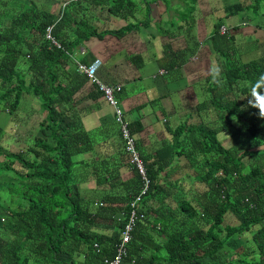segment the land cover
Segmentation results:
<instances>
[{
    "label": "trees",
    "instance_id": "16d2710c",
    "mask_svg": "<svg viewBox=\"0 0 264 264\" xmlns=\"http://www.w3.org/2000/svg\"><path fill=\"white\" fill-rule=\"evenodd\" d=\"M9 1L0 0V111L14 116L17 122L26 95L35 98L32 107L37 98L45 110L39 118L38 135L32 136L34 130L18 120L29 140L24 142L22 137L13 136L20 144L18 151L2 144L9 128L0 124V264H108L106 260L117 254L120 231L127 221V216L116 215L123 209L130 211V202L140 193L143 180L131 161L132 154L126 151L134 176L123 184L132 183L130 192L119 198L106 195L94 201L83 196L74 168L76 164L96 168L92 165L96 161H76L75 157L93 149L96 133L85 128L81 117L74 113L73 103L87 81L102 91L92 77L78 71L79 60L71 48L80 40L104 35L98 33L91 9L97 7L112 16L130 19L149 1L82 0L66 7L60 3L58 10L50 4L38 6L35 0ZM197 1H189V10ZM19 3L22 4L17 9ZM84 8L88 12L83 18H76L74 11ZM243 8L241 2L232 4L226 13L230 16ZM145 11L148 13L150 7ZM54 22V34L61 47L50 46L45 39L46 28ZM148 22H130L102 31L123 36L127 30ZM69 23L81 26L72 30L77 32L72 40L63 33ZM223 24V20H218L211 35L216 50L226 60L210 81L216 88V100L210 103L218 113L203 118L201 124L179 127L175 135L187 129L189 145L183 152H170L168 148L170 158L162 162L157 163L148 155L153 160L148 163L147 154L137 143L140 157L147 162L151 188L139 206L144 218L138 220L133 231L124 264H264V119L258 118L259 108L264 106V57L233 60L221 48L223 40L229 41L230 36L229 31L221 33ZM122 88L121 85L116 93L118 101ZM246 92L253 93L256 101L243 99ZM221 95H225L224 101ZM123 118L136 135L134 123ZM115 120L122 133L116 115ZM219 121L218 126H213ZM220 131L224 132L223 137L219 136ZM228 136L231 145L225 144ZM174 154H185L187 161L180 164L181 177L171 185L172 180H168L172 172L167 173L166 179L162 175L168 165L172 169ZM109 169L100 171L108 182L114 173ZM170 197L177 206H169L166 213L159 204ZM96 202L103 205L95 206ZM114 202H119V206ZM227 215L239 223L227 222ZM99 218L114 222L118 229L110 234L96 231ZM159 222L175 226L160 231L166 242L154 238L150 231L153 223ZM236 235L247 237L238 249L230 246ZM163 246L167 253L160 257L157 252ZM235 253L238 257L234 258Z\"/></svg>",
    "mask_w": 264,
    "mask_h": 264
},
{
    "label": "crops",
    "instance_id": "0c3cea01",
    "mask_svg": "<svg viewBox=\"0 0 264 264\" xmlns=\"http://www.w3.org/2000/svg\"><path fill=\"white\" fill-rule=\"evenodd\" d=\"M148 1L149 4L143 3L141 7H144L143 10L150 7V11L143 13L139 9L138 15L130 19L112 16L97 7L91 9L92 21H97L98 33L100 28L118 29L130 22L149 21V24H141L123 36L106 33L101 37L91 36L80 40L73 52L76 60L85 63L100 59L98 76L108 84L122 85L118 98L124 116L137 127V143L142 146L147 158L157 159L159 163L170 158L168 148L169 151H178L172 143V138L177 137L174 130L184 125L201 124L203 118L214 115L209 112L215 110L210 102L216 98V88L210 81L226 63L225 57L216 50L211 40L216 22L223 19V26L228 27L229 41L223 40L221 48L233 60L238 59L233 58L235 51L243 55L257 52L259 57H264V0H198L192 10L188 7L190 0H172L169 3L166 0ZM240 2L244 8L229 16L227 7ZM60 3V0H53L50 6L58 10ZM179 6H182L183 14H179L181 20L175 16ZM84 12L88 11L85 8L74 11V16L83 18ZM77 27L76 23L65 26L67 35L77 34L72 31L77 30ZM243 55L240 57H245ZM204 80L208 82L204 83ZM207 90L210 91L209 96ZM73 105L74 113L81 117L85 128L96 133L93 149L85 153V157L76 156V161H80V158L95 161L110 159L112 163L109 170L114 172L110 182L103 180L104 176L100 173L95 174V167L87 169L85 175L83 172L77 174L76 180L83 196L91 201L106 195L116 198L124 196L133 185L130 183L125 186L123 182L134 176V170L130 159L126 157L114 108L90 81L85 82L77 92ZM179 134L182 143L188 141L190 132L187 129ZM163 150L165 153L161 154ZM180 157L174 154L170 164L172 169L168 165L162 175L166 179L167 173L172 172V178L168 180H172L171 185L181 177ZM152 161L147 160L148 163ZM174 168H177L176 172ZM117 175L119 178H116ZM172 202L174 198L170 197L159 204L160 208L163 206V210L169 213V206H177ZM114 204L119 206V202ZM93 208L91 205L94 212ZM121 213L116 215L117 218ZM98 223L96 231L100 233L110 234L118 229L110 220L106 223L99 218ZM163 227L172 229L175 226L173 223H166V226L160 222L157 225L153 223L150 231L154 238L166 242V236L160 233Z\"/></svg>",
    "mask_w": 264,
    "mask_h": 264
},
{
    "label": "rangeland",
    "instance_id": "374dc122",
    "mask_svg": "<svg viewBox=\"0 0 264 264\" xmlns=\"http://www.w3.org/2000/svg\"><path fill=\"white\" fill-rule=\"evenodd\" d=\"M35 1H36V4L38 6L49 5L52 2V0H35ZM170 1H172V0H170ZM6 2H9L10 3L9 0H6ZM21 4L22 3H19L18 4L19 6H18L17 9L20 8V5ZM139 8H140V5H139ZM143 9H144V7H142L141 11ZM177 9L179 10V12L177 10H175V16H176V18L178 20H181L182 18L179 16V14L180 13L183 14L181 12L182 6H179ZM104 11H106V10H104ZM142 12L143 13H146L145 10H143ZM170 13H172V12H170ZM98 14L101 15V16H103V14L101 12L100 13L98 12ZM134 15L135 16L138 15L137 11L135 12ZM128 18H133V17L130 16ZM127 24H130V23H127ZM136 29L137 28L135 26V27H133L132 30H136ZM99 32L101 34H106V33H103V31H102L101 28H100V31ZM129 32H130V30L129 31L127 30V34ZM63 33H65V36L68 37L69 40H72L73 39V36L67 35V32L66 31L63 32ZM72 35H75V34H72ZM56 40H57V42H59V39L57 37H56ZM76 49H77V47L75 46V50ZM71 51H73V48H71ZM234 55L235 56L233 58H238V60H241V61H247V60H251V59H260L261 58V57H259L260 54H258L257 52H254L253 54L251 52H248V53H246V54L243 55L239 51H238V53L235 51L234 52ZM240 55H243L245 57L242 58V57H240ZM79 57H81V56L79 55ZM239 63H242V62L239 61ZM205 82H208V80H204V83ZM211 92H212V90H211ZM206 93H207L208 96L210 95V91H208ZM242 96H243V98L247 102L256 101L255 95L253 93L250 94V92H246L245 94H242ZM34 99L35 98L33 96L26 95L25 96V101L26 102H25V104H23V108L20 109L19 112L17 113L18 120L24 121V123H27V126L28 127H30L31 129L34 130V131H32V136H35V135H38L39 134V129H38L39 128L38 127L39 126V121L42 118V113L45 110V108H43V106L41 105V102L39 100H37V98H36V101H35L36 103L34 102L35 103L34 104V107H32V103H33V100ZM220 99L224 101L225 95H221L220 96ZM209 113L210 114H215V113H218V112L216 110H214V109H211ZM30 118H31V120H30ZM18 120H17V122H15V117L14 116L10 115L7 112L0 111V124L5 129L9 128V129H7V133L2 137L1 141H2V144L3 145L9 147V149L12 150V151H18V150L21 149L20 148V144L16 142V139L17 138H13V136H19L20 138L22 137L24 142L29 141V140H27V138L24 137V135L26 134L25 132L27 130L24 129V125L23 124H19L20 121H18ZM21 123H23V122H21ZM220 123H221L220 121L219 122H215V123H213V126H218ZM9 130H11L10 131L11 133L9 132ZM12 130H14V132ZM174 131H176V130H174ZM219 136L220 137H223L224 136V132L223 131H220ZM180 139H181V135L179 134V135H177L176 138H172V143L174 145V148H177L178 151H182L183 152V150L184 151L186 150V148L189 145V143L188 142L182 143L183 141L182 140L179 141ZM27 143L30 144V142H27ZM229 143H230V145L232 144V139H231V137L228 136V139L225 140V144L227 145ZM180 144H181V148H180ZM24 146H25V143H24ZM124 149H125V152L128 151L125 148V145H124ZM171 151L172 150H170V152ZM85 155L86 154L84 153V154L80 155V157H85ZM3 157L4 156H1V158H3ZM179 161L180 162L187 161L186 160V157H185V154H183V156L179 158ZM110 163H112V161L110 159H107V160L106 159H104V160H96V162L93 163V166H96L95 174L96 173H100V171L103 168H106V170H108ZM89 168H91V165H89V166H83V165L76 164V166L74 168V170H75L74 177H77V174H80L81 172H83V174L85 175L86 169H89ZM99 179L101 180V176L99 177ZM226 221L227 222L232 221L231 215H227ZM233 222L236 223L235 220H233ZM245 239H247L246 235L245 236H237V237L234 236V239H232L231 242H230V246L233 247L234 249H238L241 245L244 244ZM157 253L159 255H162L164 253H167V248L165 246H163ZM148 254L150 255V253H148ZM232 257H234V258L235 257H238V254L235 253Z\"/></svg>",
    "mask_w": 264,
    "mask_h": 264
},
{
    "label": "built area",
    "instance_id": "2783aa9c",
    "mask_svg": "<svg viewBox=\"0 0 264 264\" xmlns=\"http://www.w3.org/2000/svg\"><path fill=\"white\" fill-rule=\"evenodd\" d=\"M67 4V3H66ZM227 31L226 26H222L221 32L225 33ZM47 37L51 39L52 44L61 47L60 43L57 42L56 38L52 35V29L49 27L47 29ZM100 65V60L94 61L92 64H87L84 62H78L77 69L79 72H84L88 76L93 78V81L99 85V89L102 91L104 98L106 101L112 105L115 109L116 119L121 124V135L124 140L125 148L129 153L132 154L131 161L137 165V168L142 176L144 181V187L142 189V194L146 193L150 187V178L147 173L146 166L140 157V154L137 151V141L136 136L132 134L131 130H129L128 123L124 121V111L123 108L119 105V101L116 97L117 91L121 89L120 84L110 85L103 82L98 74V67ZM140 196H136L134 200L131 201L130 211L124 210L122 212V216L126 217V223L122 227L120 231V241L117 244V254L110 260H106L108 264H124V260L128 255V244L132 240L133 231L136 228L137 222L140 218H144V215L139 212V200Z\"/></svg>",
    "mask_w": 264,
    "mask_h": 264
},
{
    "label": "clouds",
    "instance_id": "9594fccd",
    "mask_svg": "<svg viewBox=\"0 0 264 264\" xmlns=\"http://www.w3.org/2000/svg\"><path fill=\"white\" fill-rule=\"evenodd\" d=\"M73 1H75V2H82V0H60V2L62 3V5H63V7H66V5H69L71 2H73ZM67 3V4H66ZM60 20V18H58L56 21L58 22ZM55 23L56 22H54V23H52L49 27H51V29H52V35L56 38V35L54 34V28H55ZM70 24V23H69ZM71 25V24H70ZM223 26V25H222ZM48 27V28H49ZM81 26H79L78 25V27L77 28H80ZM227 27V26H226ZM48 28H46V31H45V39L49 42V44H50V46H57V45H55V44H52V41H51V39H49L48 37H47V29ZM222 28V27H221ZM228 32V27H227V31L225 32V33H227ZM222 33V32H221ZM61 45V44H60ZM58 47V46H57ZM100 60V59H99ZM96 61V60H95ZM79 62H82V61H79ZM94 62V61H93ZM93 62H91V63H87V64H92ZM85 63V62H84ZM100 65H101V60H100ZM99 65V66H100ZM98 69H99V67H98ZM97 74H98V71H97ZM100 78V77H99ZM101 79V78H100ZM102 80V79H101ZM103 81V80H102ZM104 82V81H103ZM106 83V82H105ZM108 84V83H107ZM111 85V84H110ZM110 105V104H109ZM112 106V105H111ZM113 107V106H112ZM114 108V107H113ZM115 110V109H114ZM258 118H260V119H264V106H261L260 108H259V112H258ZM185 126V125H184ZM187 126V125H186ZM189 126V125H188ZM182 131H184V130H182ZM182 133V132H181ZM186 133V132H185ZM136 136V135H135ZM184 136V133L182 134V137ZM181 137V138H182ZM122 140H123V138H122ZM181 140H183V139H181ZM136 141H137V136H136ZM123 142H124V140H123ZM137 143V142H136ZM143 160V159H142ZM143 162H144V164H145V166H146V162L143 160ZM134 163V162H133ZM134 165H136L135 163H134ZM137 166V165H136ZM147 169V168H146ZM139 171V170H138ZM147 173H148V170H147ZM139 174H140V172H139ZM140 176H141V174H140ZM148 176H149V178H150V175H149V173H148ZM142 177V176H141ZM143 180V179H142ZM143 187H144V181H143V184H142V187H141V191H140V193H137L136 195H135V197L133 198V200L136 198V196L138 195V196H140L141 197V199L139 200V206L141 205V202H142V200H143V197H144V195H146V193H148L149 191H150V188H151V178H150V187H149V189H148V191L146 192V193H143L142 194V189H143ZM132 201V200H131ZM131 203V202H130ZM103 205V202H99V203H96V206H102ZM130 206H131V204H130ZM131 208V207H130ZM121 215H122V213H121ZM234 220L236 221V223L235 224H238L239 222V220L238 219H236V218H234Z\"/></svg>",
    "mask_w": 264,
    "mask_h": 264
}]
</instances>
